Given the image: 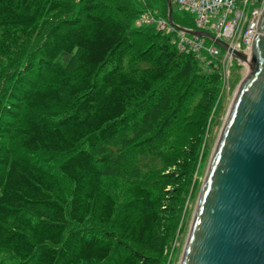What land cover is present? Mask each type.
Wrapping results in <instances>:
<instances>
[{
	"label": "trees",
	"instance_id": "1",
	"mask_svg": "<svg viewBox=\"0 0 264 264\" xmlns=\"http://www.w3.org/2000/svg\"><path fill=\"white\" fill-rule=\"evenodd\" d=\"M148 8L168 16L167 0H0V264H166L165 176L195 168L222 78L138 24Z\"/></svg>",
	"mask_w": 264,
	"mask_h": 264
},
{
	"label": "water",
	"instance_id": "2",
	"mask_svg": "<svg viewBox=\"0 0 264 264\" xmlns=\"http://www.w3.org/2000/svg\"><path fill=\"white\" fill-rule=\"evenodd\" d=\"M209 37L248 64L205 174L180 264H264V6L250 54L212 32Z\"/></svg>",
	"mask_w": 264,
	"mask_h": 264
},
{
	"label": "built area",
	"instance_id": "3",
	"mask_svg": "<svg viewBox=\"0 0 264 264\" xmlns=\"http://www.w3.org/2000/svg\"><path fill=\"white\" fill-rule=\"evenodd\" d=\"M185 10L194 13L198 27L209 29L215 35L226 39L238 49L251 51L252 40L258 29L263 1L256 0H174ZM144 21H156L161 28L173 30L168 21L148 11ZM181 51L193 53L207 63L213 62L222 73L224 88H230V75L234 62L229 50H224L214 41L199 35L177 31L172 37Z\"/></svg>",
	"mask_w": 264,
	"mask_h": 264
},
{
	"label": "rangeland",
	"instance_id": "4",
	"mask_svg": "<svg viewBox=\"0 0 264 264\" xmlns=\"http://www.w3.org/2000/svg\"><path fill=\"white\" fill-rule=\"evenodd\" d=\"M259 4L263 0H256ZM141 14L138 16L136 22L140 24ZM248 74V64L242 62L239 59L234 60L232 66V72L230 76V88L229 90H223L221 87L219 96L217 97L215 104L212 106L210 116L205 123V129L203 133L198 136V153L196 151V157H192V162L196 159L194 169L185 170L177 166H173L171 169L176 170V176L166 175L167 182L164 185V191L167 194L164 198V204H170L174 208H165L162 213V219L160 221L159 228L161 230L168 229L169 233L174 227L172 239L167 246L168 259L166 264H180L182 258L183 249L187 240L190 225L193 219V215L197 206L201 186L207 172L208 165L210 163L211 156L213 154L215 145L221 132V128L229 112L231 103L234 99L238 86L242 79ZM222 86V85H221ZM200 139V143H199ZM191 154V153H190ZM168 176V177H167ZM174 179H178L177 184L182 185V181L187 182L188 189L184 191V196L178 193L179 196L176 200L173 198L174 191L172 185ZM173 191V192H171ZM176 193V192H175ZM178 224L176 225V223ZM172 226V227H171ZM167 232V231H166Z\"/></svg>",
	"mask_w": 264,
	"mask_h": 264
}]
</instances>
